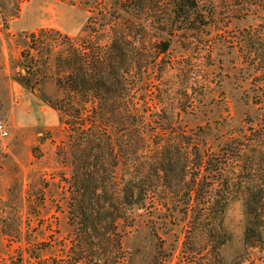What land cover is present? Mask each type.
I'll list each match as a JSON object with an SVG mask.
<instances>
[{
    "label": "rangeland",
    "instance_id": "1",
    "mask_svg": "<svg viewBox=\"0 0 264 264\" xmlns=\"http://www.w3.org/2000/svg\"><path fill=\"white\" fill-rule=\"evenodd\" d=\"M198 1V27L176 32L168 51L137 71L134 93L146 134L163 136L131 138L116 172L118 180L138 178L144 197L137 206L111 208L103 194L99 203L85 194L86 208L93 199L91 207L105 220L96 232H82L69 127L47 101L62 97L55 81L66 48L58 34L84 36L87 19L100 21L110 0H0V123L8 132L0 138V264H264V248L243 243L240 198L226 206L229 238L218 247L207 226H191L199 217L197 202L188 213L178 182L193 147L218 152L264 125V70L251 62L252 43L264 35V0ZM139 35L147 57L155 38ZM262 149L249 140V152L234 160L235 192L264 191ZM167 156L177 163L162 178L157 167ZM110 212L128 219L112 224Z\"/></svg>",
    "mask_w": 264,
    "mask_h": 264
},
{
    "label": "trees",
    "instance_id": "2",
    "mask_svg": "<svg viewBox=\"0 0 264 264\" xmlns=\"http://www.w3.org/2000/svg\"><path fill=\"white\" fill-rule=\"evenodd\" d=\"M199 5L198 0H110L108 11L100 13V21L94 17L87 19L84 36L69 38L58 34L66 48V53L57 58L61 74L55 81L62 97L47 104L59 112L60 121L69 127L71 185L77 194L82 232H96L97 225L105 220V214L91 207L93 199H89L90 206L86 208L85 194L93 196L96 203L103 194L107 197L103 201L111 208L116 203L121 207L137 206L144 197L138 178L118 180L116 172L119 153L131 147V138L141 142L151 140L155 132L156 136H163L160 131L146 134L145 112L138 109L134 93L137 71H141L140 65L147 66L165 54L176 32L198 27L202 19ZM145 31L155 38L150 41L152 52L147 57L141 55L137 38ZM262 36L252 43L251 62L264 70ZM235 140L241 144L238 146ZM249 140L264 145V125L248 138L243 133L231 140L218 152H201L193 147L179 166L178 182L188 196V213H193L192 202H197L199 217L194 218L191 226H207L209 237L219 239L218 247L228 242L223 215L228 203L237 196L242 200L245 216L244 245L264 248V191L248 187L235 192L233 178L229 176L234 160L249 152ZM165 145L166 142L163 149ZM163 152L166 154L165 149L160 154ZM258 159L264 161L263 149ZM174 162L170 156L166 161L160 160L157 172L163 174L162 178H166ZM108 214L112 224L128 219L124 213Z\"/></svg>",
    "mask_w": 264,
    "mask_h": 264
},
{
    "label": "built area",
    "instance_id": "3",
    "mask_svg": "<svg viewBox=\"0 0 264 264\" xmlns=\"http://www.w3.org/2000/svg\"><path fill=\"white\" fill-rule=\"evenodd\" d=\"M8 135L5 127L0 123V138H4Z\"/></svg>",
    "mask_w": 264,
    "mask_h": 264
}]
</instances>
